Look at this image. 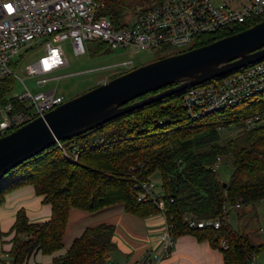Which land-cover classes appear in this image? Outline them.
Listing matches in <instances>:
<instances>
[{"label":"trees","instance_id":"trees-1","mask_svg":"<svg viewBox=\"0 0 264 264\" xmlns=\"http://www.w3.org/2000/svg\"><path fill=\"white\" fill-rule=\"evenodd\" d=\"M97 1L102 3L101 14L122 26L130 16L162 0ZM249 26L199 35L191 48ZM183 93L60 140L3 175L0 203L14 187L30 184L51 212L47 220L37 222L30 221L23 209L16 212L8 232L13 233L6 251L8 263L0 260V264H24L36 252L52 254L62 248L71 208L94 213L122 205L142 217L159 213L150 199H137L140 185L156 171L162 178L166 217L175 237L191 234L198 241L206 240L221 252L223 264H253V258L264 252V243L251 241L248 232L231 223L230 214L235 212V218L241 219L248 206L264 199V123L243 127L224 144L218 140L222 128L243 124L242 120L264 110V90L236 105L196 116L185 110ZM222 161L232 167L227 182L215 173L214 165ZM235 204L241 208H232ZM187 214L196 220L217 219L219 226H188L183 218ZM113 234L111 224L86 227L63 255L53 258V264H104L115 248Z\"/></svg>","mask_w":264,"mask_h":264},{"label":"built area","instance_id":"built-area-1","mask_svg":"<svg viewBox=\"0 0 264 264\" xmlns=\"http://www.w3.org/2000/svg\"><path fill=\"white\" fill-rule=\"evenodd\" d=\"M101 8L102 3L97 0H0V136L43 116L65 101L62 94L56 93V87L50 85L60 79L56 72L68 64L61 46L63 41L70 42L76 55L85 54V43L93 40L112 49H174L190 44L199 35L237 25H252L264 16V0L219 3L162 0L130 16L124 25L115 26L101 14ZM33 44H40L43 54L26 65L25 77L19 78L13 71V59ZM135 67L133 58H128L107 70L124 73ZM26 78L34 83L36 92L25 84ZM17 79L23 88L13 93ZM108 79L106 74L98 84ZM262 90L264 60L186 89L182 104L189 115L196 116L236 105ZM242 122L245 129L264 123V110ZM59 146L63 149L61 144ZM73 153L75 160L76 150L73 149ZM217 166L216 163L214 168ZM137 199H150L164 217L165 226L160 234V250L147 251L133 264H158L170 254L175 239L172 225L167 221L165 200L151 180L140 185ZM232 208L241 206L235 204ZM183 218L188 226H219L217 219L196 220L188 214Z\"/></svg>","mask_w":264,"mask_h":264},{"label":"water","instance_id":"water-1","mask_svg":"<svg viewBox=\"0 0 264 264\" xmlns=\"http://www.w3.org/2000/svg\"><path fill=\"white\" fill-rule=\"evenodd\" d=\"M261 60L264 18L208 44L108 79L0 136V178L57 141L72 139L123 114Z\"/></svg>","mask_w":264,"mask_h":264},{"label":"crops","instance_id":"crops-1","mask_svg":"<svg viewBox=\"0 0 264 264\" xmlns=\"http://www.w3.org/2000/svg\"><path fill=\"white\" fill-rule=\"evenodd\" d=\"M19 209H23L29 220L33 222L47 220L51 212L49 204L41 201L30 184L16 186L4 195L0 203V249L2 252L0 260L5 263H8L6 251L10 248V239L13 236V233L8 232ZM255 216L257 217L256 213ZM235 221L242 227L248 225L244 221L241 223L242 220L239 218ZM101 223L114 226L112 241L115 248L104 264H133L147 251L160 250V234L165 226L164 217L160 213L142 217L125 211L122 205H115L94 213L71 208L62 248L52 254L36 252L24 264H53V258L63 255L72 240L78 237L86 227ZM252 231L257 234L253 236L250 230L247 231L250 239L254 243H264L262 227L258 228V232L255 228ZM261 254L264 255V252ZM258 256L253 258V264H256ZM158 264H223V258L221 252L206 240L198 241L191 234H181L175 237L170 254Z\"/></svg>","mask_w":264,"mask_h":264},{"label":"rangeland","instance_id":"rangeland-1","mask_svg":"<svg viewBox=\"0 0 264 264\" xmlns=\"http://www.w3.org/2000/svg\"><path fill=\"white\" fill-rule=\"evenodd\" d=\"M211 1L219 3L226 0ZM192 45L193 41L181 48L165 49L159 47L152 50L133 51V49L127 47H118L112 49L107 44L99 42L98 40H94L85 43V54L76 55L73 52L70 42L63 41L61 42V46L63 48L65 57L67 58L68 64L64 68L56 72V75L60 76V79L58 81H53L50 85L55 86L56 93L62 94L65 100H68L97 85L98 81L106 74L109 75V79L122 74L119 71L110 72L107 70L110 66L116 63H119L128 58H133L135 66L137 67L155 61L157 59L187 50L191 48ZM42 54V46L40 44H33L32 46L27 47L25 51H22L20 54L15 56L13 59L12 67L16 76L19 78L25 77V74L23 72L24 67L30 63L35 62ZM25 84L28 85L34 92L37 91L34 83L31 80L26 78ZM22 88L23 84L19 79H17L13 93L20 91ZM243 127L244 125L240 123L229 124L227 127L222 128L219 131L218 142L220 144L226 143L229 139H232L239 135L243 130ZM231 172L232 167L230 163L226 161L220 162L215 168L216 176L223 182H227L229 180ZM150 180L154 183L155 189L160 191L162 183L160 172H154L151 175ZM255 213L257 214V217L255 216ZM235 217V212H232L230 214L231 223L235 227L239 228L240 226H237ZM240 218L242 220L241 223H243L244 221L246 225H249L248 229V225H244L243 227L241 226L240 229H247L245 230L246 232L250 230L253 236L257 233L255 231H252V229L255 228V230L257 231L259 227H262V229L264 230V199L256 202L254 205L248 206L246 208L245 214H243V216ZM251 241L253 240L251 239ZM1 254L2 252L0 249V255ZM256 264H264L263 254H260L258 256Z\"/></svg>","mask_w":264,"mask_h":264}]
</instances>
